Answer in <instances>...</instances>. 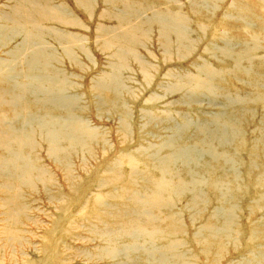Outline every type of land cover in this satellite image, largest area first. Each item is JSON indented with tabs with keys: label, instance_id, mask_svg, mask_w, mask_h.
<instances>
[{
	"label": "rangeland",
	"instance_id": "rangeland-1",
	"mask_svg": "<svg viewBox=\"0 0 264 264\" xmlns=\"http://www.w3.org/2000/svg\"><path fill=\"white\" fill-rule=\"evenodd\" d=\"M130 263L264 264V0H0V264Z\"/></svg>",
	"mask_w": 264,
	"mask_h": 264
},
{
	"label": "bare ground",
	"instance_id": "bare-ground-1",
	"mask_svg": "<svg viewBox=\"0 0 264 264\" xmlns=\"http://www.w3.org/2000/svg\"><path fill=\"white\" fill-rule=\"evenodd\" d=\"M22 34V33H21ZM57 46V45H56ZM58 48V47H57ZM49 52V51H48ZM59 52V51H58ZM60 53V52H59ZM44 54H45V52H44ZM44 54H42V56L44 57L45 55ZM18 56V55H17ZM28 56V55H27ZM61 57V56H60ZM29 59V58H28ZM62 60V59H61ZM38 61V60H37ZM32 62H35V59L32 61ZM112 62V61H111ZM39 63H40V60H39ZM115 63V62H114ZM117 64H118V61H117ZM58 67V66H57ZM59 68V67H58ZM41 69V68H40ZM108 73H111V72H108ZM64 74V73H63ZM111 74H113V73H111ZM27 75H30V74H28V73H26L24 76H23V81H21V83H20V85L22 86V84H25V87H26V89L27 88H29V84H31L30 83V80L31 79H33V77H32V75H30V76H27ZM50 75H52V74H50ZM60 75V74H59ZM109 75V74H108ZM110 77V76H109ZM60 78V77H59ZM103 79L104 78H101V80L99 81V86H101V84L103 83ZM63 82V81H62ZM62 85H64V84H62ZM19 86V85H18ZM73 87V86H72ZM74 88V87H73ZM75 89V88H74ZM69 90V89H68ZM49 91V90H48ZM70 94H72V93H70ZM69 95V94H68ZM98 95V94H97ZM14 101V100H13ZM13 101H12V103H13ZM39 102H42V104H44L43 102H46V104L48 103V104H50V102L48 101H45V100H43L42 99V101L40 100ZM14 105V104H13ZM80 105V104H79ZM125 115V114H124ZM80 116V115H79ZM32 118L31 119H28L27 120V126H29V129H31V127L33 126L32 125V121H33V123L34 122H37V124L38 125H40V123H42V122H44V120H45V117H42V118H37L36 117V114L34 115V116H31ZM38 120V121H37ZM40 122V123H39ZM34 125H36V124H34ZM51 129V128H50ZM57 132V131H56ZM59 132V131H58ZM57 132V133H58ZM42 133H43V131H42ZM45 133V132H44ZM29 134V133H28ZM190 151H191V153H190ZM192 149L191 148H189L188 146H186V147H184V146H181L180 148H179V151L177 152V149H174V151L172 152V153H170V154H172V156H171V158H173V160L174 159H176V157L177 158H180V159H182L184 162H189V161H192L191 159V155H192ZM171 161H172V159H171ZM173 165H175L174 163H173ZM170 173L169 174H172L171 172L172 171H169ZM180 189V188H179ZM183 189V188H182ZM186 189H189V187H187ZM167 189H163L162 190V192H164V191H166ZM181 190V189H180ZM195 190V189H194ZM168 191V190H167ZM218 211V210H217ZM131 264V263H130Z\"/></svg>",
	"mask_w": 264,
	"mask_h": 264
}]
</instances>
